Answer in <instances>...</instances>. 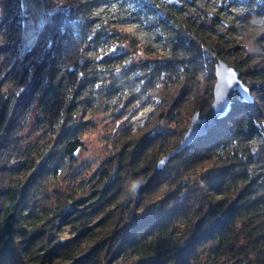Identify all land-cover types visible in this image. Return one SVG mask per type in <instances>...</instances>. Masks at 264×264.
Instances as JSON below:
<instances>
[{
	"label": "trees",
	"instance_id": "16d2710c",
	"mask_svg": "<svg viewBox=\"0 0 264 264\" xmlns=\"http://www.w3.org/2000/svg\"><path fill=\"white\" fill-rule=\"evenodd\" d=\"M120 1L130 9L134 20L143 22L176 56L154 64L145 62L127 74L117 73V67L128 61L129 53L114 54L113 45L135 40L127 35L120 37L110 29L107 18H88L90 8L106 0H84L75 12L62 9L54 13L37 32L29 49L21 51V41L0 44V54L14 47L18 60H22L20 68L13 65L9 71H0V84L10 75L30 78L22 90L0 85V152L22 130L39 87L54 76L55 48L63 41L87 39L86 27L96 22L88 38L97 55L87 80L90 114H98L102 102L120 92L135 101L132 106L150 107L144 126L138 130L129 125L118 126L114 137L119 152L111 155L106 169L100 170L95 193L101 205L106 206L107 216H112V224L116 220L121 224L125 216L131 215L121 227L125 237L118 244L112 243L108 251L135 252L142 264H190L198 248L211 244L221 250H236L245 260L252 256L264 264V74L258 68L243 70V63L231 62L226 51L210 48L187 23L189 17L182 16L179 2L168 0L162 14L146 0ZM221 1L246 11L250 18L264 12L262 0ZM11 2L0 1V28L9 20ZM215 59L239 72L253 102L246 104L234 97L229 112L206 135L175 154L162 169H156L158 156L177 146L184 129L173 135L154 133L153 129L167 110L174 116L183 113L186 117L196 109L202 113L208 110L209 102L199 95L196 86L204 71L210 81L214 79ZM71 107L75 108V103L71 102ZM77 130L68 127L59 131L53 144L19 183L0 182V224L10 212L14 215L11 236L3 240L0 230V264H29L27 258L46 245V254L69 259L71 264H84L95 255L99 245L96 240L86 248L79 247L83 223L71 224L70 237L61 240L62 229L57 222L46 221L44 207L37 202L44 187L71 169L82 146L80 137L75 136ZM132 179L139 180L141 187L133 196V209H129L124 196L129 195ZM111 205L113 208H108ZM34 218L38 222L27 229L23 223L32 224ZM107 220L101 219V223Z\"/></svg>",
	"mask_w": 264,
	"mask_h": 264
},
{
	"label": "rangeland",
	"instance_id": "374dc122",
	"mask_svg": "<svg viewBox=\"0 0 264 264\" xmlns=\"http://www.w3.org/2000/svg\"><path fill=\"white\" fill-rule=\"evenodd\" d=\"M82 1L84 0H52V2L51 0H12L8 6L9 20L0 28V44L21 41V51L29 49L37 32L54 13L62 9L75 12ZM106 1L98 7H91L88 18L94 19L93 21L107 18L110 21V29L118 32L120 37L127 35L135 40L132 42L124 40L113 45L114 54L129 53L128 61L117 67V73L127 74L132 68L140 67L145 62L154 64L157 61H165L170 56H176L170 47L160 43L155 34L145 28L143 22L134 20L130 9L123 6L120 0ZM146 1L154 5L160 13L166 12L168 0ZM175 1L176 4L179 2L178 8L182 10L180 12L182 16H186V19L189 17L187 23H190L192 29L201 35L210 48L223 49L231 62L243 63V70L246 67L258 68L260 73L264 74V31L249 24L256 19L264 20V12L255 18H250L246 11L230 7L221 0ZM262 1L264 9V0ZM95 24L96 22H92L86 27L85 33L88 38L92 36ZM88 38L82 41L81 39L63 41L55 48L52 53L54 76L48 78L39 87L36 98L28 107L22 130L15 133L12 142L0 152V182L4 185L19 183L24 175L32 171L33 163L53 144L59 131L68 127H77L75 136L80 137L82 146L76 152L71 169L66 172L67 175L63 174L37 195V202L44 207L46 221L57 222L58 227L63 230L59 233L61 240L70 237L71 224H84L82 228L84 234L79 247L86 248L89 242L94 240L99 243L95 255L87 259L84 264H142L139 263L140 257L135 252H115L112 249L108 251L109 247L118 244L125 237L121 227L127 223L131 215L125 216L126 219L121 224L117 222L118 220L112 224L113 218L111 215L107 216V208L101 205L102 201L97 197L95 190L99 184L100 170L106 169L111 163L113 157L111 155L116 151L119 152L114 137L118 126L129 125L132 129L138 130L144 126L150 107L144 104L132 106L135 101L126 93L120 92L111 94L104 100L103 108L98 114L94 116L90 114L87 104L89 99L87 80L91 77L97 55ZM246 46L253 47L254 51L246 52ZM19 57V54L16 55L14 52V47L10 48L8 53L0 54V71H9L13 65L20 68L22 60H18ZM208 77L207 72L200 73L196 87L199 89V95L210 105L214 79L210 81ZM29 79L21 74L10 75L8 79L2 80L0 85L4 89L13 87L22 90ZM71 102L75 103L76 110L71 107ZM170 113L169 110L166 111L164 119L152 132L173 135L179 133L182 128L185 133L191 115L186 117L183 113H179L174 116ZM244 145L242 143V146ZM163 155L160 154L157 161ZM147 156L148 153L145 154L146 158ZM124 198L129 209H133V196L125 195ZM67 208L65 218L61 219ZM108 208L112 209L113 206ZM101 219L107 220L106 223H101ZM33 220L32 224L24 222L23 225L27 229L31 228L38 222L37 218ZM108 224L112 226L109 228ZM3 229L4 222L0 224L2 238ZM46 248L47 245L37 248L32 256L27 258L29 264H71L69 259L46 254ZM190 264L259 263L252 256L249 260H245L236 250L233 252L221 250L209 244L197 249L196 257L190 261Z\"/></svg>",
	"mask_w": 264,
	"mask_h": 264
},
{
	"label": "water",
	"instance_id": "95a60500",
	"mask_svg": "<svg viewBox=\"0 0 264 264\" xmlns=\"http://www.w3.org/2000/svg\"><path fill=\"white\" fill-rule=\"evenodd\" d=\"M175 0H169V2ZM214 82L212 85V102L206 112L202 113L196 109L190 117L189 125L185 130L178 145L164 154L156 163V169H162L168 161L175 155L188 147L196 139L206 135L207 132L215 125L218 119L226 116L233 103V98L238 97L243 103L253 102V96L250 89L239 78V72L232 66L220 59H215L213 64ZM247 89V93L243 91ZM227 101L228 107L222 108V104ZM68 208L63 212L61 219L66 216ZM12 212L7 214L4 219L3 238L6 240L13 231Z\"/></svg>",
	"mask_w": 264,
	"mask_h": 264
},
{
	"label": "clouds",
	"instance_id": "9594fccd",
	"mask_svg": "<svg viewBox=\"0 0 264 264\" xmlns=\"http://www.w3.org/2000/svg\"><path fill=\"white\" fill-rule=\"evenodd\" d=\"M250 25H254L257 28H260L261 31H264V20H254L250 21ZM254 51L253 47L246 46V52L252 53ZM141 187V182L137 179H132L129 184V195L135 196Z\"/></svg>",
	"mask_w": 264,
	"mask_h": 264
},
{
	"label": "snow or ice",
	"instance_id": "6c2138e0",
	"mask_svg": "<svg viewBox=\"0 0 264 264\" xmlns=\"http://www.w3.org/2000/svg\"><path fill=\"white\" fill-rule=\"evenodd\" d=\"M51 2H52V0H51ZM49 46H51V45H49ZM243 91L245 92V93H247V89H243ZM228 107V104H227V101H225L223 104H222V108H227Z\"/></svg>",
	"mask_w": 264,
	"mask_h": 264
}]
</instances>
